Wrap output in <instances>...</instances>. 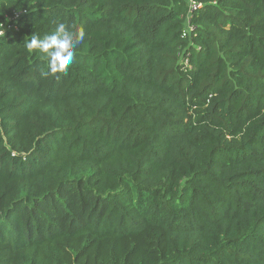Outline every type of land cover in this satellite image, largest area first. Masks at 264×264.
<instances>
[{"label":"trees","instance_id":"16d2710c","mask_svg":"<svg viewBox=\"0 0 264 264\" xmlns=\"http://www.w3.org/2000/svg\"><path fill=\"white\" fill-rule=\"evenodd\" d=\"M195 1L0 0V264H264V0Z\"/></svg>","mask_w":264,"mask_h":264},{"label":"clouds","instance_id":"9594fccd","mask_svg":"<svg viewBox=\"0 0 264 264\" xmlns=\"http://www.w3.org/2000/svg\"><path fill=\"white\" fill-rule=\"evenodd\" d=\"M85 35L82 28L72 30L66 24L60 23L43 39L33 34L30 41H25L24 44L28 51L39 49L46 55L48 71L42 74H55L67 71L75 57V50L84 42Z\"/></svg>","mask_w":264,"mask_h":264},{"label":"built area","instance_id":"2783aa9c","mask_svg":"<svg viewBox=\"0 0 264 264\" xmlns=\"http://www.w3.org/2000/svg\"><path fill=\"white\" fill-rule=\"evenodd\" d=\"M188 5H189V14H188V19L189 17L193 14V12L200 6V3H198L197 1L195 0H188ZM25 11L23 12H19L17 13L16 16H20L22 13H24ZM188 30H190L192 28V25H190L189 23L187 24V27H186ZM2 33V32H0Z\"/></svg>","mask_w":264,"mask_h":264}]
</instances>
